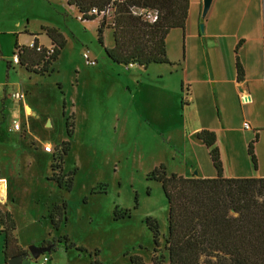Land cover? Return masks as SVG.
I'll list each match as a JSON object with an SVG mask.
<instances>
[{"label":"rangeland","instance_id":"obj_1","mask_svg":"<svg viewBox=\"0 0 264 264\" xmlns=\"http://www.w3.org/2000/svg\"><path fill=\"white\" fill-rule=\"evenodd\" d=\"M202 3L189 0L184 30L168 34L170 64L143 69L112 63L104 52L112 30H104L103 48L96 35L101 19L82 23L66 0H0V175L9 197L0 213L12 216L13 235L27 254L21 264H132L134 257L167 263V203L149 174L163 165L167 176L214 178L208 150L196 140L201 131L216 137L223 177L264 178V95L253 84L252 105H233L229 116L220 117L215 104L222 87L215 80L236 60L233 38L252 37L256 21L264 33L262 0H212L205 18ZM112 18H104L107 26ZM48 30L63 37L64 49L47 74L30 75L13 62L14 44L36 40L51 51ZM188 91L193 106L182 111ZM17 93L24 95L20 102ZM251 142L256 170L247 155ZM46 147L51 153L42 156ZM52 174L61 188L48 180ZM62 204L66 223L55 231L49 215ZM146 220L158 225V247ZM64 236L87 253L64 245L51 251ZM2 246L0 233V264ZM30 248L44 251L33 259Z\"/></svg>","mask_w":264,"mask_h":264},{"label":"trees","instance_id":"obj_2","mask_svg":"<svg viewBox=\"0 0 264 264\" xmlns=\"http://www.w3.org/2000/svg\"><path fill=\"white\" fill-rule=\"evenodd\" d=\"M66 3L76 8L82 23L101 19L96 35L102 47L104 30H112V47H103L112 63L125 67L136 65L143 69L150 65L170 64L166 56V38L172 30H184L189 9V0H66ZM132 7L156 11L157 21L149 24L133 17L130 14ZM91 10H96L98 15L103 13V16L89 15ZM109 14L113 18L111 25L107 26L104 18ZM45 36L50 41L51 51L39 47L36 40L28 47L14 44L13 58L30 75L43 77L47 74L64 49L65 40L55 30L46 31ZM235 71L236 80L240 82L243 74L237 59ZM196 140L208 150L216 171L214 178L167 176L163 165L149 174V181L161 185L167 203L164 247L167 263L153 258L150 264H264V178L223 177L214 133L201 131L196 134ZM253 144L247 146V155L256 170ZM51 171L55 172L53 166ZM48 180L61 188L62 184L54 174ZM70 187V184L65 186L67 190ZM65 209V204L53 207L49 215L53 230L57 231L66 223ZM126 214L124 217L114 216V220L123 219ZM145 223L152 234L153 244L158 247V225L152 220ZM14 231L11 214L0 213L3 264L13 257L27 255L20 249ZM57 245H64L65 250L87 253L71 244L66 236L49 245L51 251ZM41 246L44 247L45 243ZM89 257L93 258L90 254ZM131 263L142 264L136 257ZM91 264L98 263L92 261Z\"/></svg>","mask_w":264,"mask_h":264},{"label":"crops","instance_id":"obj_3","mask_svg":"<svg viewBox=\"0 0 264 264\" xmlns=\"http://www.w3.org/2000/svg\"><path fill=\"white\" fill-rule=\"evenodd\" d=\"M201 4V3H200ZM70 7V6H68ZM74 8V7H71ZM262 8H263V1H262ZM76 9V8H75ZM77 11V10H76ZM78 14V12H77ZM78 16V15H77ZM263 18H264V12H263ZM264 20V19H263ZM259 21V20H258ZM86 23V22H84ZM255 27L253 30L252 37L249 38H237L234 37L232 41V48L233 50V56L235 59H237V63L241 67L243 78L240 82L236 80V71H235V63L233 64V70L230 71L228 68V63H226V66L223 67V72L221 75H219L218 79L215 80L216 84L222 85V87H219V95L215 99V104L218 106V115L221 116H229L228 108H232L234 105H242V106H250L252 105L253 96L258 94V91L253 89L254 86L258 87V90L262 92L264 95V86L263 84V78L264 77V33L261 31V28L259 24H257V21L255 23ZM240 39L242 41H240ZM50 43V41H49ZM31 43H28L26 47H28ZM38 45V43H37ZM51 45V44H50ZM223 53L225 52V47L222 46ZM222 50V49H221ZM230 50V51H231ZM220 53V52H219ZM226 57V55H225ZM224 57V58H225ZM222 78H221V77ZM224 77V78H223ZM224 84L230 85V87H224ZM142 87V84L140 85ZM263 86V87H262ZM149 88V87H148ZM154 89H157L162 92V87H156L154 86ZM139 94H141V89H139ZM176 93V90L175 92ZM260 93V92H259ZM178 96H180L179 93L176 94V100L174 101V104L171 105V107H174L172 110L175 111L178 109ZM186 104L185 106H182V111L184 110L183 107H192V97L191 94L188 91V95L186 96ZM246 99V101H245ZM181 100V99H180ZM157 105V104H155ZM180 108V110H181ZM155 109L157 110L158 107L155 106ZM260 130H255V134ZM194 132V131H193ZM195 133V132H194ZM258 136V135H257ZM44 153V154H43ZM42 156H47L50 153H46L43 151ZM1 177V175H0ZM2 178V177H1ZM225 178H231V177H225ZM3 182V192H4V200L0 203L5 202V200L8 197V186L7 181L3 178L0 179V183ZM9 198V197H8ZM20 247V246H19ZM23 251L24 248H21Z\"/></svg>","mask_w":264,"mask_h":264},{"label":"built area","instance_id":"obj_4","mask_svg":"<svg viewBox=\"0 0 264 264\" xmlns=\"http://www.w3.org/2000/svg\"><path fill=\"white\" fill-rule=\"evenodd\" d=\"M114 1H117L118 2L120 0H114ZM135 1H139V0H135ZM130 14L133 17L139 18L142 21L147 22L149 24H154L157 21V17H158L157 12L154 11V10L140 9V8H137V7H132L130 9ZM89 15L103 16V13H100L98 15V13L96 12V10H91L90 13H89ZM13 62L15 64H17V60H16L15 57L13 58ZM13 99L15 101H17V102H20L21 100L24 99V95L22 93L14 94L13 95ZM245 101H246V99H245ZM244 128L245 129H248L249 127L247 125H244ZM12 129H13V132H19L20 131V126L18 124H15L14 123ZM44 152L51 153V148L50 147L44 148ZM44 261H47V260L44 259Z\"/></svg>","mask_w":264,"mask_h":264},{"label":"water","instance_id":"obj_5","mask_svg":"<svg viewBox=\"0 0 264 264\" xmlns=\"http://www.w3.org/2000/svg\"><path fill=\"white\" fill-rule=\"evenodd\" d=\"M211 1L212 0H203V3H202V12H201V16L202 18H205L209 8H210V5H211ZM263 1V0H262ZM194 177H197V173L195 172L194 173ZM44 250L41 249V250H38V249H35V248H30V251H29V254L31 255V257L33 259H36L39 257V255L43 252ZM27 258V255H24V256H16V257H13L11 258L7 264H21V262L23 260H25Z\"/></svg>","mask_w":264,"mask_h":264},{"label":"bare ground","instance_id":"obj_6","mask_svg":"<svg viewBox=\"0 0 264 264\" xmlns=\"http://www.w3.org/2000/svg\"><path fill=\"white\" fill-rule=\"evenodd\" d=\"M4 200V195L0 193V202Z\"/></svg>","mask_w":264,"mask_h":264}]
</instances>
